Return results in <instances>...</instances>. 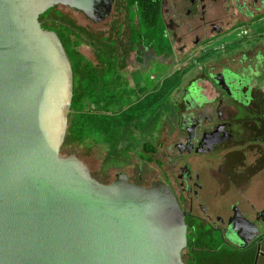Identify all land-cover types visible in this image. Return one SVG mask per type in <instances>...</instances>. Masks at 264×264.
Returning <instances> with one entry per match:
<instances>
[{"label": "water", "instance_id": "water-1", "mask_svg": "<svg viewBox=\"0 0 264 264\" xmlns=\"http://www.w3.org/2000/svg\"><path fill=\"white\" fill-rule=\"evenodd\" d=\"M115 1L0 0V264H186L189 226L176 194L128 175L151 183L164 175L159 165L132 154L126 173L104 169L106 150L62 152L75 75L40 16L62 6L91 25L85 16L103 18ZM81 51L94 57L87 43ZM262 247L264 237L258 255Z\"/></svg>", "mask_w": 264, "mask_h": 264}, {"label": "flooded vegetation", "instance_id": "flooded-vegetation-1", "mask_svg": "<svg viewBox=\"0 0 264 264\" xmlns=\"http://www.w3.org/2000/svg\"><path fill=\"white\" fill-rule=\"evenodd\" d=\"M161 8L173 49L166 57L174 60L178 51L186 58L182 64L202 65L196 78L182 89L177 103L182 105L177 112L180 138L169 147L166 161L172 168L151 183L146 182L142 172L134 177L125 169L120 172L128 173L133 182L141 185L166 183L176 194L187 219L200 222L199 227L214 242L242 255L243 264L253 256V264H264V255H258V242L264 237V209H241L242 202L248 201L250 180L264 170V139H249L246 135L264 134L245 130L241 133L244 144L234 143L218 150L221 139L233 137V130H238L236 125L253 129L254 117L261 116L259 112L264 110L263 105H257L264 102V31H258L264 26V0H161ZM85 17L91 23L85 26L102 38L100 45L93 39L87 43L94 49V57H85L101 65V47L105 57L100 67L105 72V93L113 96L116 92V102L121 104L153 103L158 55L153 43L134 40V26L139 27L142 19L138 15L131 17L128 1L116 0L103 18ZM101 24L104 26L98 31ZM250 154H256V159L249 163ZM192 156L198 157L196 166ZM238 196L240 201L236 200ZM196 205L206 210L211 205L218 208L214 215L206 217L196 211ZM188 226L184 261L203 264L201 254L217 252L221 246H209L210 242L203 241L205 234L197 241V247L191 241L197 235V226Z\"/></svg>", "mask_w": 264, "mask_h": 264}, {"label": "trees", "instance_id": "trees-1", "mask_svg": "<svg viewBox=\"0 0 264 264\" xmlns=\"http://www.w3.org/2000/svg\"><path fill=\"white\" fill-rule=\"evenodd\" d=\"M127 1L131 17L138 15L142 19L139 27L134 26V40L145 39L148 44L153 43L158 56L171 55L173 49L162 19L161 0ZM40 21L44 28L59 34L74 69V98L62 152L68 151L82 157L83 153L86 156L93 154L94 149L106 150L108 159L104 166L105 170L111 167L124 170L132 163V154L142 158L145 163L157 161L163 166L167 160L169 147L180 138L177 112L178 109H182V105L169 103V94L180 86L184 76L195 64L181 63L162 79L157 86L153 103L121 104L116 102V92L113 96L105 93V72L100 68L105 57L101 47L98 48L101 65L90 62L80 50L81 46L89 43L91 39L100 45L102 42L100 35L92 34L87 26L79 24L71 13L61 6L50 8L40 16ZM258 31H264V26L259 27ZM114 97L116 98L111 99ZM257 105L264 107V102ZM253 113L255 114V111ZM259 113L261 116L254 117L256 125L253 129L236 125L238 130H233V137L221 139L218 150L228 149L234 143L244 144L246 141L241 139V133L245 130L264 134V110ZM158 130L163 131L162 136L155 134ZM262 162L264 163V156ZM165 172L166 170L163 171L164 174ZM98 178L106 184L111 182L108 177ZM194 221L192 217L187 219L188 224L197 226L195 229L197 235L191 241H195L196 246L200 247L197 241L206 234L203 241L210 242L212 245L209 246L219 247V243L208 237L209 233L203 227H199L200 222Z\"/></svg>", "mask_w": 264, "mask_h": 264}, {"label": "rangeland", "instance_id": "rangeland-1", "mask_svg": "<svg viewBox=\"0 0 264 264\" xmlns=\"http://www.w3.org/2000/svg\"><path fill=\"white\" fill-rule=\"evenodd\" d=\"M223 11L225 12V10H223ZM251 54H253V52H251ZM175 56H176V58L174 60H171L170 58H168L166 56H159V57L157 56V63L158 64L155 66V70L157 73V79L155 81H153L155 87H157L158 84L162 81V79H164L169 73H171L173 70H175V68H177L182 63V61L186 59L178 51H176ZM194 64L195 65L192 68V70L184 76L180 86L175 91H173L169 94L170 97L172 96L170 98V100H168L169 103L177 104L179 102V100L181 99L180 97H182L181 96L182 89L185 88L186 86H188L189 83L196 78L199 70L201 69L200 67L202 64H196V62ZM129 91H131V90L129 89ZM166 115H168V114L166 113ZM166 121H167V119H166ZM140 131H142V130H140ZM155 134H157L158 136H162L163 131L158 130L155 132ZM255 159H256V154H250L248 156L247 161L250 163V162H254ZM191 160L195 161L193 163L196 166L198 157L195 158L194 156H192ZM166 161H165V164L163 166L158 164L157 161H154V163L159 165L161 167V169L164 171V170H169L170 168H172V164L167 163ZM197 173H198V168H196V174ZM256 175H254L252 178V181H253L252 185L250 186V184H249L247 187L248 190H247L246 196H247L248 201L242 202L241 209H249L250 210L251 206H252L253 210L261 209V207H262L261 204H264V202H262V200H260L259 198L256 201L252 200L253 197L257 198V196L259 197L262 193L264 195V170L258 176H256ZM206 185L209 186L208 182L206 183ZM211 187H212V185L209 186V188H211ZM210 192H211V189H210ZM240 199L241 198H239V196L236 198L237 201H240ZM250 199L253 202L250 201ZM188 207H190L189 204H188ZM195 207H196L197 212L199 211L200 213L205 214L206 217H208V215L211 216L215 212V210L218 208L217 206H214V205H211L210 208L207 210L205 208H203L202 206H201V208L197 205ZM220 246H219L220 248L217 250V252H214V253L205 252V253L201 254V256L204 260L203 264H205V263L206 264H210V263L211 264H243V262L241 260L242 255L238 254L233 249H230L226 246H223V245H220ZM252 258H251V260H252ZM251 260L249 257V261L247 262V264H251L250 263Z\"/></svg>", "mask_w": 264, "mask_h": 264}, {"label": "crops", "instance_id": "crops-1", "mask_svg": "<svg viewBox=\"0 0 264 264\" xmlns=\"http://www.w3.org/2000/svg\"><path fill=\"white\" fill-rule=\"evenodd\" d=\"M252 183H253V181L252 180H250V186L252 185ZM258 198L260 199V200H262V202H264V195H263V193L258 197L257 196V198H254L253 197V201H256V200H258ZM251 199H250V201H252ZM252 201V202H253ZM262 205V207H261V209H264V204H261ZM253 259V258H252ZM251 264H253L254 262L251 260V262H250Z\"/></svg>", "mask_w": 264, "mask_h": 264}]
</instances>
